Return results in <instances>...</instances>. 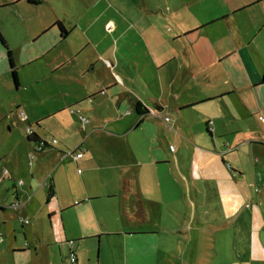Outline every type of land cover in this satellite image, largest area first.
I'll return each mask as SVG.
<instances>
[{
  "label": "crops",
  "instance_id": "crops-1",
  "mask_svg": "<svg viewBox=\"0 0 264 264\" xmlns=\"http://www.w3.org/2000/svg\"><path fill=\"white\" fill-rule=\"evenodd\" d=\"M22 1L36 10L45 3L3 0L0 8ZM136 5V19L112 32L105 23L103 35L73 37L74 28L54 18L18 45L0 40L8 57L0 65V172L10 174L0 182V264H61L74 243L91 237L101 244L123 237L112 246L150 255L159 229H144L140 217L160 214V203L174 210L173 198H191L184 227L196 237L221 226L205 224L198 210L203 198L214 200L228 225L248 228L246 255L233 264H264V0ZM20 110L48 143L31 164L35 142L15 127ZM78 147L82 158L66 155ZM128 176L134 186L125 192ZM113 209L125 227L104 229Z\"/></svg>",
  "mask_w": 264,
  "mask_h": 264
},
{
  "label": "rangeland",
  "instance_id": "rangeland-1",
  "mask_svg": "<svg viewBox=\"0 0 264 264\" xmlns=\"http://www.w3.org/2000/svg\"><path fill=\"white\" fill-rule=\"evenodd\" d=\"M44 1L45 3L38 10L30 7L26 1L0 8V31L6 40L11 39L14 46L18 45L23 36L36 24L54 18L64 21L70 29L74 28L73 37H78L80 34L103 35V24L106 23L108 27L111 25L119 27L123 20L136 19V15H138L136 9L138 0ZM115 34L116 32L113 35ZM69 41L72 42V34ZM66 48L71 49L70 45H67ZM6 50L0 41V65H8ZM19 119L20 116L17 117V120ZM15 127L19 129L18 131L25 133V124L20 123L16 126L15 123ZM2 130L3 133H7V127ZM8 132L11 133L9 130ZM54 143H57V139ZM2 148L0 144V149ZM1 152L2 150H0ZM250 171L247 170L245 176L251 182L252 188L254 190L257 188L260 192L263 185L254 179V175ZM69 174H72V182L76 183L74 170L72 169V173L70 170ZM19 182L20 180H17L18 184H20ZM179 191L180 187L175 188L176 193ZM168 199L171 198H162V201ZM173 199L175 200L174 210H170L173 203H160L159 211L161 212L158 213L159 215H153L150 219L140 217L139 224L144 229H149L151 226L159 229V233H157L159 242L154 243L153 247L156 248L153 253L131 257L126 255L122 248L112 246L123 237H103V244L98 237H91L74 243L72 252L74 251L73 253L78 256V264H233L235 260L246 255L245 238H248V228L242 224L238 225L236 230L231 224L228 225L229 222H225L224 217L220 215V210L214 200L203 198L198 202V210L205 224L214 222L221 223V226L218 228L215 225L212 234L208 230H203L196 237L194 230L190 231L184 227L192 221L191 211L194 208L191 198ZM254 199L257 201V198ZM260 199L258 198V201ZM246 202L247 206L255 204L253 198H247ZM25 222L28 223L29 220L26 219ZM101 222L104 229L115 230L125 227L122 218L114 209L104 219L102 218ZM224 225H227L226 228H222ZM69 254L68 252L64 255V262H60L61 264L73 263L68 257ZM53 261L51 264L54 263Z\"/></svg>",
  "mask_w": 264,
  "mask_h": 264
},
{
  "label": "built area",
  "instance_id": "built-area-1",
  "mask_svg": "<svg viewBox=\"0 0 264 264\" xmlns=\"http://www.w3.org/2000/svg\"><path fill=\"white\" fill-rule=\"evenodd\" d=\"M114 26L111 25L109 26V29L112 30ZM108 64H110V61H107ZM19 116H20V121L25 124V128H24V132L25 134H27V136H31L34 133V128L33 126L28 122V116L25 113L24 110H20L19 111ZM260 119H263V116L259 117ZM165 120H169V117H166ZM212 123V122H211ZM52 142H56V139H53ZM44 148L42 143H38L35 145L34 148V152L32 154H30V164L32 163V160L34 158L35 152H38L40 150H42ZM171 150H174L175 147L174 145L170 146ZM67 156H70L73 160L77 161L78 159L82 158L84 156V149L81 148H74V149H70L67 151L66 153ZM80 171V169H79ZM10 174H9V169L8 168H2L1 172H0V182L6 180L7 178H9ZM20 184H23V181L20 180L19 182ZM13 207H17V203L12 204ZM3 239V234L0 233V241H2ZM69 259L71 260V262L75 263L76 262V256L73 252H71V255L69 257Z\"/></svg>",
  "mask_w": 264,
  "mask_h": 264
},
{
  "label": "trees",
  "instance_id": "trees-1",
  "mask_svg": "<svg viewBox=\"0 0 264 264\" xmlns=\"http://www.w3.org/2000/svg\"><path fill=\"white\" fill-rule=\"evenodd\" d=\"M29 1L33 2V3H38L40 0H29ZM62 30L64 31V28H62ZM0 40L2 41L3 45L7 48V43L4 40V37L1 34V32H0ZM8 56L10 58V63H11V67H12V76H13L14 81L17 84L18 83L17 71L15 69V65H14V62L12 60L10 49H8ZM136 108H137L138 113L140 115L145 114L147 112V110L145 109L144 105L141 102H137L136 103ZM28 139L34 141L35 145L38 144V143H42L44 147L48 145V143L46 141L40 140L37 137V133L35 131H34V133L31 136H29ZM132 186H134V179L129 177V176L126 177L125 180H124V191L125 192L129 191L132 188ZM53 194H54V189L52 187H50V189L48 190V195L50 196V195H53ZM137 204H138V206L141 207L142 206L141 200L137 199ZM70 255H71V253H70Z\"/></svg>",
  "mask_w": 264,
  "mask_h": 264
}]
</instances>
